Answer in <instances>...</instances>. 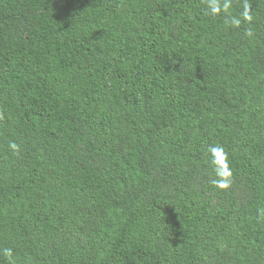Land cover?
Here are the masks:
<instances>
[{
	"label": "trees",
	"instance_id": "16d2710c",
	"mask_svg": "<svg viewBox=\"0 0 264 264\" xmlns=\"http://www.w3.org/2000/svg\"><path fill=\"white\" fill-rule=\"evenodd\" d=\"M0 264H264V0H0Z\"/></svg>",
	"mask_w": 264,
	"mask_h": 264
},
{
	"label": "clouds",
	"instance_id": "9594fccd",
	"mask_svg": "<svg viewBox=\"0 0 264 264\" xmlns=\"http://www.w3.org/2000/svg\"><path fill=\"white\" fill-rule=\"evenodd\" d=\"M225 7H226V6H225ZM217 10H218V9H217V6L213 5V6H212V12L215 13ZM6 255H8V256L11 255L10 250H8V251L6 252Z\"/></svg>",
	"mask_w": 264,
	"mask_h": 264
}]
</instances>
